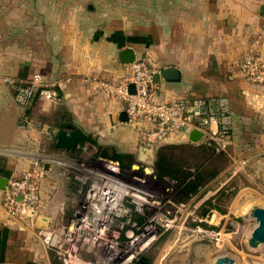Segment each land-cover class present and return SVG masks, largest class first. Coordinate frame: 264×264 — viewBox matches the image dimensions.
Instances as JSON below:
<instances>
[{"label": "crops", "instance_id": "0c3cea01", "mask_svg": "<svg viewBox=\"0 0 264 264\" xmlns=\"http://www.w3.org/2000/svg\"><path fill=\"white\" fill-rule=\"evenodd\" d=\"M252 48L264 54V0H0V179L31 170L38 153L70 156L56 147L61 126L138 161L140 130L150 124L121 122L124 101L96 84L130 82L132 63L121 60L126 49L145 59L154 75L167 67L180 71L179 82L154 83L158 99L228 97L235 115L229 155L236 165L253 163L254 155L241 154L253 151L254 136L264 140V89L237 74ZM34 74L60 81L61 100H37L30 125H22L25 109L3 77ZM186 142L172 137L166 144ZM158 148L147 149L154 159ZM40 164L38 218L10 217L0 189V264H62L38 230L65 219L71 185L54 164Z\"/></svg>", "mask_w": 264, "mask_h": 264}, {"label": "built area", "instance_id": "2783aa9c", "mask_svg": "<svg viewBox=\"0 0 264 264\" xmlns=\"http://www.w3.org/2000/svg\"><path fill=\"white\" fill-rule=\"evenodd\" d=\"M237 72L246 82L264 89V54L252 48L238 63ZM154 74L145 59H136L131 64L129 82L135 87L133 94L129 92V83L121 87L104 81L96 83L110 95H117L124 101L129 122L146 121L150 124L151 128L140 130V146L158 148L172 137L191 143L188 135L198 131L202 134L199 143H212L217 153L229 154L235 124L230 99L214 96L164 101L158 99L153 91ZM3 83L12 91L15 102L25 109L22 125H30L27 110L37 100L54 104L61 100L63 84L48 81L41 74H34L26 80L5 76ZM56 132L53 130V135ZM11 155L24 156L18 152ZM33 160L31 170L13 175L8 180L4 207L10 217L28 220L39 217L44 175L41 162L47 161L59 167L60 174L69 180L74 178L87 184L82 199L68 220L61 219L38 230L44 246L62 264H135L140 252L156 240L158 231L168 230V225H164V209L165 205L171 207L174 204L171 201L162 203L161 194L149 180L153 174L150 164L131 165L129 176H126L119 161L99 157L98 167L82 166L80 172L84 177H79L70 171L72 163L63 155L38 153ZM61 167H68V170ZM141 168L143 173H134ZM152 210L155 211L153 214ZM218 217V212L212 211L206 219H194L196 229L207 237L216 238L220 233L203 231L200 224H212Z\"/></svg>", "mask_w": 264, "mask_h": 264}, {"label": "rangeland", "instance_id": "374dc122", "mask_svg": "<svg viewBox=\"0 0 264 264\" xmlns=\"http://www.w3.org/2000/svg\"><path fill=\"white\" fill-rule=\"evenodd\" d=\"M251 142L253 151H246L241 157L245 159L249 154L254 155L253 163L236 165L228 154L230 163L221 174L187 202L179 201L181 193L176 181L160 179L155 157L154 164L151 165L152 180H149L153 188L161 194L162 203L171 201L176 207L165 205L164 225H168V230L158 231L156 240L140 252L135 264H214L222 256L233 258L236 264H264V247L253 249L248 245L249 237L257 226L255 219L250 217V211L253 207L264 208V140L261 135H256ZM96 151L95 146L92 147L79 160L69 155L63 156L72 163L70 171L84 177L80 172L82 166L98 167L99 157L96 156ZM139 163L141 162L135 159L131 165H140ZM131 165H122L126 176H129ZM56 168L61 171L59 167ZM63 169L68 170V167ZM141 172L143 173V168L134 173L140 175ZM61 176L68 179L67 176ZM69 181L73 189L70 203L64 207V217L67 220L72 216L87 186L74 178ZM222 191L229 196L220 200L218 196ZM212 211L218 212V219L212 224L203 222L200 228L203 231L220 233L216 238L199 232L194 223V219H206ZM154 212L152 210V214Z\"/></svg>", "mask_w": 264, "mask_h": 264}, {"label": "trees", "instance_id": "16d2710c", "mask_svg": "<svg viewBox=\"0 0 264 264\" xmlns=\"http://www.w3.org/2000/svg\"><path fill=\"white\" fill-rule=\"evenodd\" d=\"M31 107L27 110V116L30 120ZM62 129L61 126L59 131ZM94 146L97 149V157L119 161L123 166H130L135 161L134 156L100 146L85 135H80L79 147L71 150L69 154L79 160ZM53 148L56 149L55 145H53ZM229 160L231 159L228 154L217 153L212 143L192 144L186 142L164 144L158 148L156 154V170L160 175V179L169 178L177 182L181 193L179 194V201L187 202L199 194L208 183L216 179L228 163H230ZM72 189L73 187L71 186V191ZM227 196L229 195L225 191H222L218 198L221 200ZM209 204L212 205L210 202ZM215 207L221 210V207L216 204Z\"/></svg>", "mask_w": 264, "mask_h": 264}, {"label": "water", "instance_id": "95a60500", "mask_svg": "<svg viewBox=\"0 0 264 264\" xmlns=\"http://www.w3.org/2000/svg\"><path fill=\"white\" fill-rule=\"evenodd\" d=\"M121 60L123 63L130 64L135 61V55L133 50L126 49L121 52ZM160 79L167 82H179L181 80V73L176 67H167L159 71L158 74L154 75V83ZM129 92L133 94L135 92V87L133 84L129 86ZM121 122H128L129 118L126 112L121 113ZM185 133V130H182ZM188 139L192 144H197L202 139V134L198 131H193L188 135ZM80 135L76 129L72 126L64 127L57 135L56 147L61 151H71L79 147ZM154 158L150 156V152L141 148L140 155L138 158L139 162L148 163L150 165L154 164ZM8 180L0 179V189L3 190V196L5 199L6 193L5 189L7 187ZM250 217L255 219L257 222L256 228L253 230L249 237L248 245L250 248L258 249L259 247H264V208L253 207L250 211ZM214 264H236L235 260L229 256L218 257Z\"/></svg>", "mask_w": 264, "mask_h": 264}, {"label": "bare ground", "instance_id": "6f19581e", "mask_svg": "<svg viewBox=\"0 0 264 264\" xmlns=\"http://www.w3.org/2000/svg\"><path fill=\"white\" fill-rule=\"evenodd\" d=\"M249 212V211H248ZM252 234V233H251Z\"/></svg>", "mask_w": 264, "mask_h": 264}]
</instances>
